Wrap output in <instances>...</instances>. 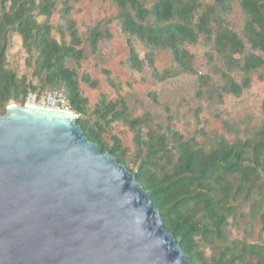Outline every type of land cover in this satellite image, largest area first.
I'll list each match as a JSON object with an SVG mask.
<instances>
[{"label": "trees", "instance_id": "trees-1", "mask_svg": "<svg viewBox=\"0 0 264 264\" xmlns=\"http://www.w3.org/2000/svg\"><path fill=\"white\" fill-rule=\"evenodd\" d=\"M81 1L0 0V114L5 115L13 102L24 105L28 92L37 89L27 84V77L20 80L8 69L7 55L12 37L17 35L29 54L32 79L43 92H64L87 138L103 153H112L126 168L128 154L120 138L112 136L111 144L106 135L118 123L130 129L137 167L130 172L138 173L141 187L151 192L153 204L161 210L167 231L181 239V249L193 264H264V242L232 241L227 233L231 221L249 208L250 217L258 220L264 234V124L250 137L231 141L221 136L208 150L195 139L185 141L171 126L164 133L155 130L147 115L134 118L123 98L109 100L103 94L90 112L80 82L93 89L98 88V82L87 74L80 81L69 67L70 62L86 58L84 42L72 18L74 4ZM213 2V6H204L200 0H112L121 31L128 37L130 69L143 73L149 67L160 83L194 75L195 58L185 47L205 39L214 44L224 63L218 71L223 81L217 89L219 98L241 97L251 87L254 73L264 78V0H240L246 16L242 36L223 19L232 9L231 0ZM59 5L65 22V28L58 29L61 42L53 36L55 28L49 22ZM38 17L46 21L40 23ZM110 38L102 25L91 30L88 41L92 53L97 54L100 43ZM133 38L148 50L145 59L140 58ZM164 51L172 54L173 67L160 72L156 57ZM104 73L109 85L117 89L111 72ZM235 74L242 75L241 82ZM210 80L200 77V88L207 87ZM202 96L199 92L198 97ZM202 245L213 249L210 259Z\"/></svg>", "mask_w": 264, "mask_h": 264}, {"label": "water", "instance_id": "water-1", "mask_svg": "<svg viewBox=\"0 0 264 264\" xmlns=\"http://www.w3.org/2000/svg\"><path fill=\"white\" fill-rule=\"evenodd\" d=\"M78 119L18 105L0 114V264H193L138 173Z\"/></svg>", "mask_w": 264, "mask_h": 264}, {"label": "rangeland", "instance_id": "rangeland-1", "mask_svg": "<svg viewBox=\"0 0 264 264\" xmlns=\"http://www.w3.org/2000/svg\"><path fill=\"white\" fill-rule=\"evenodd\" d=\"M200 1L204 6L214 5L213 0ZM231 7L229 13L221 15L228 26L242 36L246 16L242 12L240 0H231ZM60 9L61 5L49 20L55 28L53 36L59 42L61 35L58 29L65 28ZM116 16L117 9L112 0H82L74 4L72 18L84 42L82 48L85 49L86 58L79 63L70 62L69 67L77 72L80 81L87 74L98 82L97 89L91 88L83 81L80 82L82 94L89 100L90 112L94 111L103 94L107 95L109 100L123 98L134 118L147 115L155 130L164 133L171 126L184 137L185 141L195 139L208 150L221 136L234 141L237 138L250 137L262 128L264 78L261 79L259 73L252 75L251 87L241 97L225 95L221 100L217 89L222 86L223 81L218 71L224 68V63L215 51L214 44L201 39L198 44L185 47L195 58L196 73L160 83L153 78L149 67H146L143 73L130 69L128 37L122 33ZM38 21L44 23L46 18L38 17ZM98 25H102L104 32L109 31L112 38L104 39L99 45L98 53L93 54L88 38L91 30ZM132 40L140 58L145 59L148 50L137 39ZM28 60L29 54L22 38L14 35L7 55L8 69L15 72L20 80L27 77V84L32 83L36 86V91H45L37 80L32 79V69L28 66ZM156 67L160 72L171 69L172 54L168 51L159 53L156 57ZM105 71L111 72L112 78L118 84L117 89L109 85ZM207 76L211 79L209 85L201 89L199 78ZM235 78L238 82L242 81V75L235 74ZM199 92H203L202 97H198ZM12 105L23 106L13 102L8 107ZM112 136L120 138L123 149L127 150L128 170H137L134 164L136 147L133 133L124 124L118 123L113 125L106 135L111 144ZM249 210L244 208L238 220L231 221L227 232L230 240L264 242L261 226L258 220L250 217ZM201 250L208 259L214 252L205 245L201 246Z\"/></svg>", "mask_w": 264, "mask_h": 264}, {"label": "built area", "instance_id": "built-area-1", "mask_svg": "<svg viewBox=\"0 0 264 264\" xmlns=\"http://www.w3.org/2000/svg\"><path fill=\"white\" fill-rule=\"evenodd\" d=\"M23 106L63 111L79 117L73 107L71 100L64 92L60 90H52L46 92H41L39 90H30L27 94L26 102Z\"/></svg>", "mask_w": 264, "mask_h": 264}, {"label": "bare ground", "instance_id": "bare-ground-1", "mask_svg": "<svg viewBox=\"0 0 264 264\" xmlns=\"http://www.w3.org/2000/svg\"><path fill=\"white\" fill-rule=\"evenodd\" d=\"M13 106V105H12Z\"/></svg>", "mask_w": 264, "mask_h": 264}]
</instances>
